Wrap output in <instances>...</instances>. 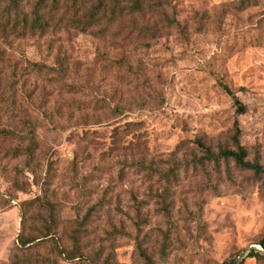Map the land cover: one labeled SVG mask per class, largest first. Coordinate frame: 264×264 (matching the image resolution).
I'll return each mask as SVG.
<instances>
[{"label": "rangeland", "instance_id": "rangeland-1", "mask_svg": "<svg viewBox=\"0 0 264 264\" xmlns=\"http://www.w3.org/2000/svg\"><path fill=\"white\" fill-rule=\"evenodd\" d=\"M48 1L0 33V264H264V172L209 155L264 169V0Z\"/></svg>", "mask_w": 264, "mask_h": 264}, {"label": "trees", "instance_id": "trees-1", "mask_svg": "<svg viewBox=\"0 0 264 264\" xmlns=\"http://www.w3.org/2000/svg\"><path fill=\"white\" fill-rule=\"evenodd\" d=\"M22 1L23 0H0L1 35H14L16 37L24 38L27 36H42L47 34L48 31L52 29H50L51 26L49 23L53 13H50L49 11L54 8V2L52 1L51 8L47 11L48 0H36L33 2L29 10L25 9ZM116 5L117 2H115V6ZM135 5H137V3ZM34 65L41 66L39 63H35ZM238 134L239 130L236 128L234 136L236 149H221L216 155H213L211 152H209V155L213 156L216 160L219 158H230L239 166L252 168L255 172H264V169L260 167L259 164L250 163L245 160L246 150L239 144ZM48 235L49 234H46L44 236ZM34 240L35 238L23 239L20 236L18 237V242L21 246H26L27 244L34 242ZM258 245L264 250V238L259 240ZM136 247L140 252H145L140 243H136ZM248 256L264 258V255L255 248L249 252ZM221 264H234V260H225Z\"/></svg>", "mask_w": 264, "mask_h": 264}, {"label": "water", "instance_id": "water-1", "mask_svg": "<svg viewBox=\"0 0 264 264\" xmlns=\"http://www.w3.org/2000/svg\"><path fill=\"white\" fill-rule=\"evenodd\" d=\"M257 249H258V251H260L261 253H263L264 254V250L260 247V248H258V247H256ZM252 249V248H251Z\"/></svg>", "mask_w": 264, "mask_h": 264}]
</instances>
